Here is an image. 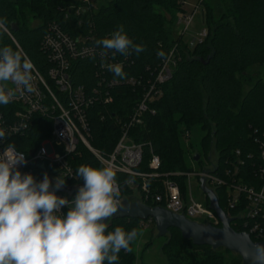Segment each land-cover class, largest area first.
<instances>
[{
	"label": "trees",
	"instance_id": "trees-1",
	"mask_svg": "<svg viewBox=\"0 0 264 264\" xmlns=\"http://www.w3.org/2000/svg\"><path fill=\"white\" fill-rule=\"evenodd\" d=\"M74 0H0V19L6 20L11 29L17 25L19 30L13 37L27 54L33 64L42 73H46L50 64L47 61L43 44L52 22H61V8L69 7ZM223 14L216 19L212 8L205 2L204 16L207 37L196 42H186L184 36L174 38L169 27L168 15L183 13L182 0H111L105 7L91 16H84L86 26L93 25L91 30L84 29L97 39L110 38V33L124 26V32L134 44L143 45L144 51L137 55L134 51L127 57L117 53L115 57L127 59L123 71L126 78L116 77L113 72L101 70L104 57L97 56L92 60H79L71 67L72 83L75 87L84 88L87 95L94 90H108L113 101L109 104L95 102L88 110L91 128V146L107 156L117 146L123 127L128 124L130 116L144 94L148 82L154 80L165 59L156 53L163 50L167 56L173 52L174 67L172 78L161 87V97L152 104L154 116H146L144 124L130 129L132 142L144 145L143 160L139 171L152 174L150 169L151 150L162 163L158 171L163 177L148 178L145 181L148 193H144V202L151 208H163L164 203L155 204L154 199L166 198L164 182L176 180L181 185L182 193L186 192V178L175 179V173H189L186 156L199 155L207 160L210 154L218 155V175L228 184L231 172L240 152L245 160L240 168L244 184L262 185L253 168L259 164L260 146L264 145V80L255 77L251 68L264 67V0H221ZM172 20V19H171ZM31 21L40 24L29 28ZM2 46L12 43L0 35ZM95 45V43H93ZM96 46V45H95ZM101 51V48L96 46ZM14 49V48H13ZM114 51V50H113ZM111 56V52H109ZM141 81L140 86L127 85V80ZM105 82V83H104ZM114 82L115 85L110 84ZM200 128L203 137L199 151L193 153V146L185 147L183 137ZM48 124L36 123L34 129L23 142H14L18 151L27 152L48 138ZM194 154V155H193ZM252 154L254 160H247ZM197 164L204 167L202 159ZM77 171L79 166L88 165L102 168L94 156L84 147L79 148L72 161ZM169 176L165 178L164 176ZM83 179L71 181L69 185L83 184ZM140 186L143 182L139 181ZM220 209L233 218L231 228L236 233L244 230L236 219L237 210L229 208V190L221 187L216 190ZM126 195H132L130 188ZM208 206L209 203L207 202ZM154 223V222H152ZM140 220L121 219L112 221L106 232L114 231L120 226L126 232L136 229L139 234L144 229ZM221 227V224L218 226ZM137 236V237H138ZM162 253L167 264H243L242 259L224 249L213 250L207 246H196L185 240L176 229H169L164 238ZM253 242L256 240L251 237ZM133 241L130 243V247ZM149 242L145 248L151 246ZM196 251V252H195ZM201 251V253L199 252ZM227 256H233L227 260ZM104 264H108L107 261ZM114 264H136L134 252L121 249ZM141 264H146L142 262Z\"/></svg>",
	"mask_w": 264,
	"mask_h": 264
},
{
	"label": "built area",
	"instance_id": "built-area-1",
	"mask_svg": "<svg viewBox=\"0 0 264 264\" xmlns=\"http://www.w3.org/2000/svg\"><path fill=\"white\" fill-rule=\"evenodd\" d=\"M94 4L95 0H74L69 7L61 8L63 14L61 22L49 24L48 33L43 44L47 61L50 64L47 72L42 73L33 64L34 79L32 84L35 91L32 93L25 92L23 95H20V92L17 91L16 97L8 105H0V128L6 131V139L0 140V154L3 153L7 144L16 143V141L17 143L23 142L22 139L30 134L35 124L42 121L44 126L48 124L50 134L38 145L24 152L27 163L19 166L22 174L30 173L37 181H41L44 174L47 173L49 178L52 179L53 185L56 176H66V184L62 188L67 192H72L84 184L69 185V182L79 180L73 176L76 172L71 164L76 151L84 147L94 156L101 167L110 166L116 172L117 183L121 191V205L130 201H138L145 205L144 202L148 197L144 198L140 188L146 194L148 190L145 181L148 178L163 177L158 173L162 163L160 158L151 150L150 169L153 173L144 174L140 172L139 167L143 160L144 145L132 142L129 131L132 128L142 126L146 116L155 115L156 112L151 106L161 97V87L172 78L175 65L173 62L174 55L172 52L167 60L162 62L154 80L143 87L144 94L137 102L128 124L123 127L122 136L114 151L107 156L101 154L90 144L91 128L87 114L95 102H100L102 99L104 104H109L113 101V98L110 96L108 88L104 92L94 90L92 94L87 95L84 88L73 85L71 76V67L74 62L92 60L100 56V50L93 45L94 38L92 34L83 33L87 27L88 30L93 28V25L86 26L83 23V18L86 15L91 16L97 13L94 11ZM199 7L200 5L195 8L191 16H184L183 19L178 20L177 23L184 26L183 34L189 31L194 14ZM0 35H4L9 39L14 50L21 49L14 39L11 29L7 33L0 30ZM206 37L207 31L203 29L198 34L199 41H203ZM196 42L194 39L191 42V47ZM0 48H3L1 42ZM23 53L25 52L23 51ZM105 62L121 64L124 69L128 61L119 56L112 59L109 54ZM101 70L108 71L104 67H101ZM114 83L112 82L110 85L114 86ZM126 84L135 87L140 86L141 81L130 79L127 80ZM8 86L15 89V85L11 82H8ZM183 139L189 140L190 134L186 133ZM53 142L64 145L62 156H55ZM259 150L260 162L256 165L254 163L252 169H254L260 180L264 181V145H261ZM236 155L239 160L234 164L232 163V171H228L226 174L231 180L230 184L216 175L218 172V155L212 153L207 160H204V167L201 168L200 172L194 173L191 171L172 175L175 179L186 178L185 194L182 193L178 181L166 179L164 182L166 198L156 197L154 199L155 204L164 203L163 209L166 211L177 216H183L198 224L218 227L220 221L217 215L210 210L209 205L201 203L193 195L190 181L192 177H195L200 188L202 181H204L205 189L213 192L217 199L216 190L227 187L229 190V208L239 212L236 219L241 223L240 226L244 230L242 233L250 236V238L253 237L256 240L254 243H264V184H244V179L240 176V168L244 167L246 162L240 152H237ZM196 156L194 155V160ZM254 159L252 154L247 156L248 161ZM205 163H207V166ZM164 177L168 178L169 176L165 175ZM139 181L143 182L141 186ZM127 188L132 190V195L125 194ZM51 190L53 189L50 188ZM136 192L139 198L135 196ZM76 193L69 196L59 190L56 191L57 196L66 197L69 201L75 197ZM203 195L209 203L207 196L204 193ZM60 211L66 214L68 211L67 205L63 206ZM228 218L233 221V218ZM198 219L202 220L203 223L197 222ZM152 222V220L144 222V227H147L146 223Z\"/></svg>",
	"mask_w": 264,
	"mask_h": 264
},
{
	"label": "clouds",
	"instance_id": "clouds-1",
	"mask_svg": "<svg viewBox=\"0 0 264 264\" xmlns=\"http://www.w3.org/2000/svg\"><path fill=\"white\" fill-rule=\"evenodd\" d=\"M0 30L9 31L4 19H0ZM94 43L105 58L101 67L121 79L127 75L122 65L105 62L109 52L115 59L117 53L127 57L132 51L139 55L145 50L143 45L134 44L123 25L110 33V38ZM156 55L167 60L163 50ZM33 71L34 65L22 49L0 48V105H8L17 91L20 95L35 91ZM5 139L6 131L0 128V140ZM26 163V154L14 143L7 144L0 154V264H114L121 249L132 251L136 229L126 232L117 226L106 232L105 221L121 207L120 186L112 167L79 166L73 176L83 179L84 184L69 201L56 195L65 186L66 176H56L54 185L47 173L37 181L19 170ZM65 205L68 211L63 214L60 210ZM246 258L251 264H264V245H256Z\"/></svg>",
	"mask_w": 264,
	"mask_h": 264
},
{
	"label": "water",
	"instance_id": "water-1",
	"mask_svg": "<svg viewBox=\"0 0 264 264\" xmlns=\"http://www.w3.org/2000/svg\"><path fill=\"white\" fill-rule=\"evenodd\" d=\"M18 30L19 28L16 24L11 27L12 32H17ZM198 161L199 156L197 155L195 162ZM204 185L205 183L202 181L201 190L207 196L209 208L217 215L221 227L198 224L183 216L174 215L163 208H151L140 202L135 204L122 203L118 212L105 222L109 223L121 219L140 220L142 222L152 220L160 238H165L169 229H176L185 240L192 241L196 246H207L213 250L224 249L238 255L242 259L243 264H251V260L246 258V253H252L256 245H264V243H254L250 236L244 233H236L231 228L232 220L220 209L218 199L214 193L205 189ZM78 189L67 192L61 187L59 191L72 196Z\"/></svg>",
	"mask_w": 264,
	"mask_h": 264
},
{
	"label": "rangeland",
	"instance_id": "rangeland-1",
	"mask_svg": "<svg viewBox=\"0 0 264 264\" xmlns=\"http://www.w3.org/2000/svg\"><path fill=\"white\" fill-rule=\"evenodd\" d=\"M111 0H95L94 11L98 12L100 8L105 7L108 2ZM182 9L183 13H179L177 15L171 14L167 16V19L170 20L169 27L172 31L173 37L178 38L183 35L184 40L186 42H191L195 39V41H199L198 34H200L205 28V16H204V3L207 2L212 8L213 15L216 19L220 18V16L224 12V8L222 6L221 0H182ZM200 5L197 12L194 14L193 21L191 27L187 33H184V26L180 23H177L178 20L183 19L184 16H191L194 12L195 8ZM172 19V20H171ZM38 21H31L29 23V28H35L39 26ZM251 73L255 77L262 78L264 80V67L260 68L259 66H255L251 68ZM203 137V133L200 128H195L193 132L190 134V139H183V145L185 147L193 146V153L199 151L200 140ZM54 154L55 156H62L64 153V145H58V143L53 142ZM216 156V155H215ZM204 162V157L201 158ZM186 162L188 163L189 169H191L194 173L200 172L201 167L193 160H191L190 155L186 156ZM207 166V163H205ZM191 189L193 195L197 198L201 203H207L205 200V196L200 188V185L195 177L191 178ZM135 196L139 198L138 193H135ZM138 201H130L128 203L135 204ZM199 223H203L202 220H196ZM112 222V221H111ZM108 223V226L111 224ZM147 227H144L143 231L139 234L136 240L133 241L131 248L132 252H134L136 256V264H141L142 262L146 264H167L166 259L162 253V247L165 243L164 238L158 237V232L156 230V226L154 223H146ZM151 242V246L147 249L145 246ZM196 252V251H195ZM201 253V251H199ZM233 256H227V260H231Z\"/></svg>",
	"mask_w": 264,
	"mask_h": 264
}]
</instances>
